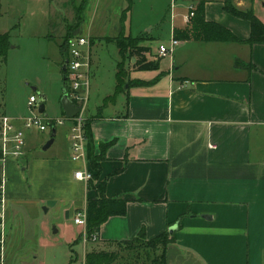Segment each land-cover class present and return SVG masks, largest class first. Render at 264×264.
<instances>
[{
	"label": "crops",
	"instance_id": "0c3cea01",
	"mask_svg": "<svg viewBox=\"0 0 264 264\" xmlns=\"http://www.w3.org/2000/svg\"><path fill=\"white\" fill-rule=\"evenodd\" d=\"M200 1L205 21L222 25L238 42L177 40L161 57L159 46L169 47L174 30L187 27L186 14L174 15L170 5L169 25L153 18L137 26L132 0L126 15L128 3L116 19L102 17L103 23L112 18L119 24L117 35L94 29L99 38L146 36L139 44L147 50L142 56L157 65L141 70L139 58H132L125 65L135 84H126L105 104L115 93V70L111 90L84 112L93 153L100 155V145L110 143L98 180L106 181L107 198L127 201L125 215L110 217L96 241L84 244L85 230L73 219L95 193L74 174L87 163L72 159L71 146L46 157L25 141L24 156L5 164L2 264L37 260L45 241L42 210L53 216V234L62 231L70 262L75 245L82 243L84 264L87 252L106 251L109 241L130 240L141 230L152 239L175 226L165 264H264V45L248 44L250 24L226 13V0L191 5ZM229 1L238 10H252L264 24V0ZM92 63L89 58V67ZM24 117L11 118L20 127ZM69 134L70 124L68 140Z\"/></svg>",
	"mask_w": 264,
	"mask_h": 264
},
{
	"label": "rangeland",
	"instance_id": "374dc122",
	"mask_svg": "<svg viewBox=\"0 0 264 264\" xmlns=\"http://www.w3.org/2000/svg\"><path fill=\"white\" fill-rule=\"evenodd\" d=\"M81 1L0 0V33L8 32L10 41L6 62L0 58V114L9 117L36 116L43 120L46 126L45 131L30 129L23 134L27 148L35 151L36 155L54 157L57 150L62 152L70 148V141L65 136L69 122L64 121L60 125L54 123V120L63 118L60 98L64 82L60 72L61 58L58 45L62 43L65 36L68 38L84 37L88 40L89 46L93 42L92 39H101L95 41L91 50L88 46V52L86 51V56L90 55L89 58L93 62L89 75L90 89L86 105L88 112L91 111L101 94L111 90L114 82L116 64L120 60L117 46L114 42H110L113 38L97 37L100 34L94 29L96 28L104 36L117 35L119 24L113 19H116L120 6L127 5V2L126 0L124 2L122 0L103 2V0L96 11L100 0L98 2L88 0L82 9L77 11ZM132 1L135 12L134 22L137 26L153 18L160 19L159 21H163L162 26H167L169 25L170 3L174 5V15L178 13L184 15L187 14L188 7L195 2V0ZM78 12L81 17L80 22L77 21ZM95 12L98 16L94 23ZM102 17L103 19L104 17L114 18L103 23ZM164 17L165 20H163ZM165 30L166 28L163 29V33ZM163 44L167 45L166 42ZM125 69L127 70L126 65ZM128 80L130 81L129 77ZM40 95L46 99L43 114L38 112L37 107L28 106L31 96L38 101ZM51 122L57 131L55 144L43 151V145L50 137ZM10 160L15 159L10 158ZM40 223L41 229H44L45 241L38 248V258L33 264H81L82 243L73 247L76 255L71 257L70 262L69 244L64 242L62 231L53 234V230L57 228L51 212L45 213L42 210ZM109 248L110 251L120 254V259L115 264H122L125 260L133 258L132 253L122 247L110 246ZM133 252L139 253L142 259L146 251L138 249Z\"/></svg>",
	"mask_w": 264,
	"mask_h": 264
},
{
	"label": "trees",
	"instance_id": "16d2710c",
	"mask_svg": "<svg viewBox=\"0 0 264 264\" xmlns=\"http://www.w3.org/2000/svg\"><path fill=\"white\" fill-rule=\"evenodd\" d=\"M88 2V0H82L81 4L77 8L80 11ZM128 6L124 10V15L129 11L131 7V0H127ZM204 1H200L193 10V17L190 18L187 23V27L184 30H174L173 38L175 40H194L201 42H238L239 40L231 34L229 30L222 25L215 22L205 21ZM223 10L229 15L248 21L250 24V38L247 41L249 45L263 44L264 45V24L254 15L252 10L241 11L235 8L229 0L225 1ZM78 22L81 21L79 12L77 13ZM68 31V30H67ZM71 38L64 37L62 43L58 45V51L61 58L60 66L65 64V61L69 58L68 40ZM146 36H124L120 33L117 37L113 38L110 42H114L117 46L121 61L116 65L115 81L116 88L112 97L106 98L105 104L113 101L114 97L122 91L123 87L128 84L135 83L130 82L128 79V72L125 69V64L132 58H139L137 63L139 69L147 70L156 68V64H150L145 61L142 54L147 51L146 48L141 47L139 44L146 41ZM10 48L9 33L0 34V58L3 62H6L7 53ZM126 62V63H125ZM236 66H242L241 63L236 62ZM63 77L64 88L67 90L66 72L60 69ZM63 113V111H62ZM64 116V113H63ZM51 128H54V124L50 123ZM55 129V128H54ZM84 133L86 139V160L90 172L92 173V179L87 183V189L93 190L95 198L88 199L85 205L86 215V236L87 243L95 242L91 241L93 235H97L100 227L110 217L123 216L126 213L127 201L123 198H107L105 196L106 181H99L100 175V162L103 159L104 151L110 146L109 144L100 145V155H95L92 151V139L88 128V123L85 122ZM81 240V238H79ZM78 239L76 240L79 241ZM173 241V238L168 233V230L159 234L158 236L147 239L145 232L141 230L134 238L124 241H109L108 246H116L123 248L127 252L132 253L131 259H127L122 264H165L166 263V249L167 246ZM138 249H143L144 258H140L139 253H134ZM130 256V254H128ZM135 255V256H134ZM120 259L118 252L108 250H91L85 254L84 264H115ZM71 264V263H70Z\"/></svg>",
	"mask_w": 264,
	"mask_h": 264
},
{
	"label": "built area",
	"instance_id": "2783aa9c",
	"mask_svg": "<svg viewBox=\"0 0 264 264\" xmlns=\"http://www.w3.org/2000/svg\"><path fill=\"white\" fill-rule=\"evenodd\" d=\"M173 7V4H171ZM194 6L190 5L185 16L186 23L193 17ZM178 41L172 39L170 46L161 44L158 49V54L165 57L172 52L177 46ZM88 40L84 37H74L68 40L69 58L65 64L66 80H67V98L75 107L79 109L78 114L73 118H63L54 120L55 124H62L64 121L70 124L69 141L72 150V159L75 161L86 160V139L84 133L85 117L87 101L89 99V55ZM30 108L39 106V100L30 97L28 100ZM36 129L43 132L46 130L45 124L40 117H24L21 119L20 127H18L11 117L0 114V212L4 205V187L6 183L5 164L11 159H20L25 154L26 142L23 136L24 130ZM77 180L88 183L92 179V173L89 170L88 163L83 171H77L74 174ZM73 222L75 225L84 228V244L87 243L86 236V215L85 210L76 213ZM91 241H96V235L91 237ZM0 239V264H2V248Z\"/></svg>",
	"mask_w": 264,
	"mask_h": 264
},
{
	"label": "water",
	"instance_id": "95a60500",
	"mask_svg": "<svg viewBox=\"0 0 264 264\" xmlns=\"http://www.w3.org/2000/svg\"><path fill=\"white\" fill-rule=\"evenodd\" d=\"M66 62L67 61H65V64H66ZM65 64L62 66V71H65ZM45 101H46L45 97L43 95H40L39 96V106H38V112L40 114L44 113V110H45L44 103H45ZM60 105H61V109H62L64 115L67 118H73L79 112V109L77 107H75L72 103H70V101L68 100L65 88L62 89V95H61V98H60ZM54 137H55V129L52 128L51 132H50V139L43 146V148H42L43 151H46L47 149H49V147L53 143ZM174 229H175V226L170 227L168 229V233L172 234Z\"/></svg>",
	"mask_w": 264,
	"mask_h": 264
},
{
	"label": "flooded vegetation",
	"instance_id": "af4514ba",
	"mask_svg": "<svg viewBox=\"0 0 264 264\" xmlns=\"http://www.w3.org/2000/svg\"><path fill=\"white\" fill-rule=\"evenodd\" d=\"M60 69H62V66H60Z\"/></svg>",
	"mask_w": 264,
	"mask_h": 264
}]
</instances>
